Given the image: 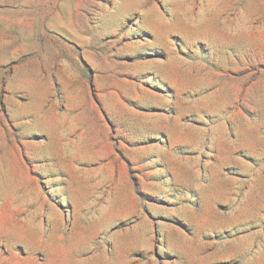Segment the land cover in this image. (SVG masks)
I'll use <instances>...</instances> for the list:
<instances>
[{"label":"rangeland","instance_id":"rangeland-1","mask_svg":"<svg viewBox=\"0 0 264 264\" xmlns=\"http://www.w3.org/2000/svg\"><path fill=\"white\" fill-rule=\"evenodd\" d=\"M0 264H264V0H0Z\"/></svg>","mask_w":264,"mask_h":264}]
</instances>
